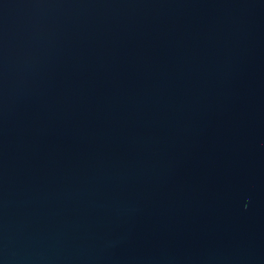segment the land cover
<instances>
[{"label":"water","instance_id":"obj_1","mask_svg":"<svg viewBox=\"0 0 264 264\" xmlns=\"http://www.w3.org/2000/svg\"><path fill=\"white\" fill-rule=\"evenodd\" d=\"M0 264H264V0H0Z\"/></svg>","mask_w":264,"mask_h":264}]
</instances>
